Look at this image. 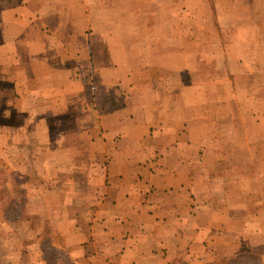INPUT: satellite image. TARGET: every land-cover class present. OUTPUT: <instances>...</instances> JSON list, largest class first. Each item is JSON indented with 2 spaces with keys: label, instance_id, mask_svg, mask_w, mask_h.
<instances>
[{
  "label": "crops",
  "instance_id": "obj_1",
  "mask_svg": "<svg viewBox=\"0 0 264 264\" xmlns=\"http://www.w3.org/2000/svg\"><path fill=\"white\" fill-rule=\"evenodd\" d=\"M238 2L0 0V264H49L47 237L71 264H264V22L244 37Z\"/></svg>",
  "mask_w": 264,
  "mask_h": 264
},
{
  "label": "rangeland",
  "instance_id": "obj_2",
  "mask_svg": "<svg viewBox=\"0 0 264 264\" xmlns=\"http://www.w3.org/2000/svg\"><path fill=\"white\" fill-rule=\"evenodd\" d=\"M157 1H163V0H157ZM228 1L229 0H217L216 7L220 8L219 9L220 13L217 16L221 22L227 21L226 15L225 13H222V10H224V7L228 5ZM232 1L234 0H230V4L232 3ZM205 3L201 5L199 3H193L189 7H191L192 10L198 7L201 9L204 8V4L207 7H209V3L207 2ZM238 3L240 5H248V6L245 9L236 8L232 10L230 8V23L234 22L235 25L248 26L249 28L244 33L245 35H243L244 37H251L252 39L259 37L258 36V23L264 22V0H239ZM260 11L263 15L261 18H260ZM199 20L206 21V19L203 17H201ZM8 181H9L8 175L0 169V194L4 195V198L6 201L8 200L11 201L8 191L4 188L5 187L4 184ZM20 208H22V206L21 207L17 206L14 203L11 204L10 209L13 212V217H15L16 215L18 216L20 214L19 213ZM49 232H50L49 228L46 229L47 235L51 234V232L50 233ZM47 238L45 242V245H46L45 247L47 251L49 252V254H47L49 264H71L70 261H68L60 252L52 248L50 240L48 238V241H47Z\"/></svg>",
  "mask_w": 264,
  "mask_h": 264
},
{
  "label": "trees",
  "instance_id": "obj_3",
  "mask_svg": "<svg viewBox=\"0 0 264 264\" xmlns=\"http://www.w3.org/2000/svg\"><path fill=\"white\" fill-rule=\"evenodd\" d=\"M44 250L46 251V254H49V252L47 251L46 247H44ZM250 260H252V258H250L249 256L240 255V256H237L235 258L230 259V261L225 262V263L216 262V263H210V264H248V263H251Z\"/></svg>",
  "mask_w": 264,
  "mask_h": 264
}]
</instances>
